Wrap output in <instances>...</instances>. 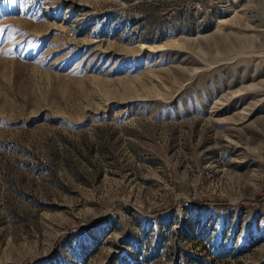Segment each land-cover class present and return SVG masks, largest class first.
Wrapping results in <instances>:
<instances>
[{"label":"rangeland","instance_id":"rangeland-1","mask_svg":"<svg viewBox=\"0 0 264 264\" xmlns=\"http://www.w3.org/2000/svg\"><path fill=\"white\" fill-rule=\"evenodd\" d=\"M0 264H264V0H0Z\"/></svg>","mask_w":264,"mask_h":264}]
</instances>
